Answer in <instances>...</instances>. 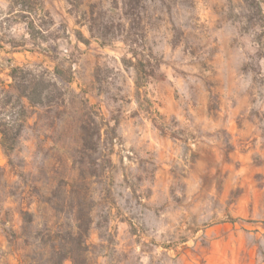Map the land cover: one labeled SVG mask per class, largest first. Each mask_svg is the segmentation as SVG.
Masks as SVG:
<instances>
[{"label": "rangeland", "instance_id": "obj_1", "mask_svg": "<svg viewBox=\"0 0 264 264\" xmlns=\"http://www.w3.org/2000/svg\"><path fill=\"white\" fill-rule=\"evenodd\" d=\"M44 8L33 46L0 0V119L9 66L50 102L0 145V264H50L78 218L87 264H264V0Z\"/></svg>", "mask_w": 264, "mask_h": 264}, {"label": "trees", "instance_id": "obj_2", "mask_svg": "<svg viewBox=\"0 0 264 264\" xmlns=\"http://www.w3.org/2000/svg\"><path fill=\"white\" fill-rule=\"evenodd\" d=\"M8 3V12L5 20L14 24H22L27 35L31 38L32 45L38 38H44V33L49 30L53 22H46L45 19L49 14L45 11L44 0H4ZM3 14L0 12V18ZM3 21H0V31L2 30ZM4 35L0 36L2 39ZM12 49L17 46L10 44ZM40 49V46H36ZM46 53L45 49H40ZM7 77L10 83L2 87V94L7 97V110H4L0 119V145L4 153L8 154L13 150L11 142V134L18 135L23 127V119L25 118L26 106L23 100L27 101L30 107L45 106V93L48 87L43 79V72L30 69L28 67L9 66ZM58 83H53L57 87ZM26 224L31 223L28 214ZM82 220H75L77 224L74 227L76 232L72 233L74 238V248H64L62 250H54L49 261L50 264H87V247L85 246V237L88 233V223L82 228ZM82 245V248H81ZM84 245V246H83ZM80 249H79V248Z\"/></svg>", "mask_w": 264, "mask_h": 264}]
</instances>
